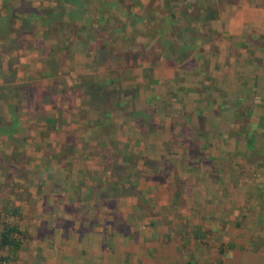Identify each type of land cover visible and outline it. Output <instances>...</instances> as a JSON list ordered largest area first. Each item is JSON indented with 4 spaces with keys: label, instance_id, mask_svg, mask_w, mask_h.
Masks as SVG:
<instances>
[{
    "label": "crops",
    "instance_id": "crops-1",
    "mask_svg": "<svg viewBox=\"0 0 264 264\" xmlns=\"http://www.w3.org/2000/svg\"><path fill=\"white\" fill-rule=\"evenodd\" d=\"M18 7L0 8L1 17L6 15L14 17L10 21L12 22L9 27L10 32L7 31L8 34H5V37L0 35V169L2 175L12 177L14 183L24 184L25 188L28 185V192L43 189L46 186L54 192L53 197H55L50 201L48 198L44 201L50 208L55 205L58 210L51 214H57L63 220L76 221L78 218H83L82 213L86 214L85 221L89 216L99 220L104 214L103 210L116 207L117 212L114 215L119 214L118 218H112L108 210L106 218L102 219L104 223L105 221L108 223L109 228L115 223V228L112 227V231H107L110 237L114 235L112 236L113 239L116 238L114 241L118 240V236L112 232L119 231L118 223L127 225L130 236L134 232L135 222L145 226L143 231L148 236L163 232L158 225L162 224L160 220L164 214L157 216V212L168 208L173 202L169 201L168 205L159 203L157 207L153 198L159 196L161 187L171 185L165 181L170 170L164 167L166 165L163 161L168 158L167 149L173 136H178L175 144L185 155L183 162L189 160L186 163L187 166L197 172L202 168L207 169L206 174L209 180L206 185L213 183L220 187L223 180V190H226V181L219 175L212 174V171L216 169L218 174L221 173L220 175L225 173V170L210 164L218 161V158L209 154L210 160L207 161V153V156L203 157L206 160L204 163L203 160L200 161L202 154L198 153L194 157L187 146L192 141H188L189 139L183 134L186 127L196 128L194 119L197 123L200 117L202 121L203 118L204 121H210L208 116L205 119L203 115L205 111H209L210 116H214L215 119L221 118L217 106L203 99L202 89L192 90L190 84L194 81L190 80L189 88L186 90L180 88L182 89L180 92L175 90L173 94L184 98L183 102L182 99L179 102L185 105V111L188 109V113L182 112V107H175L174 96L170 94L172 89L168 90L171 84L168 83L173 81L179 72L176 73L174 63L170 65L171 60L160 58L157 61L152 75L147 76L148 83L151 84L145 87L147 90L141 89L130 94H118L113 91L115 97L112 98V96L103 103L102 101L93 102L88 96L87 84L90 81L98 85H106L108 91L113 90L111 89L113 84L118 83L117 86L128 84V76H134V64H131L135 63L127 59L129 55L135 54L128 50L135 45L143 47L140 53L141 58L145 50L150 51L154 41L143 35L135 36L132 40L126 37L124 41L118 36L111 38L110 45L116 46L117 49L125 46L127 49L119 53L117 50L112 52L107 60L108 72L102 79L100 73L96 72V80L92 77L94 74L92 67L98 65L105 52L93 55L89 54L87 48L82 52L75 51L67 57L69 60L72 58L71 62L74 61V63L78 59L79 67L76 70L78 82L74 81L70 84L66 81L67 74L62 71L56 72L45 65V50L53 49V46L45 39L41 42L34 39L39 33V28L35 24L26 28L22 27L20 19L25 18L26 15L19 12ZM215 9L216 19L207 24V30L212 33L211 42L203 45L199 41L198 45L206 55L211 45L215 48V54L205 59L206 64L210 65V75L207 76L215 79L222 75L223 81L230 83V85L224 84L225 98L223 100L226 101L224 110L236 111L238 117L235 120L238 121L244 110L245 95L254 91L255 102H264V0H217ZM17 17L19 19H16ZM65 19L67 20L68 16ZM37 21L35 20L36 23ZM124 25L121 23L122 29L131 33L129 26ZM46 31L47 28L45 33ZM139 39L142 40L141 44L138 42ZM107 45L101 41V48L105 46L106 50L110 51ZM196 59H198L197 53H193L190 60L196 63ZM143 63L144 61L139 59V63L135 64L139 67ZM186 64L188 59L182 66ZM199 64L203 62L200 61ZM195 68L203 71V67L195 66L192 69ZM186 74L191 76L190 71ZM238 74L241 75L239 79ZM235 80L241 82L233 85L234 83L231 82ZM246 81L252 83L246 84ZM182 95L188 97L192 104H187V100ZM102 97L104 98V94ZM138 98L143 99L142 106H137ZM212 99L215 100V97L213 96ZM194 101L199 103V106L201 104L204 106L208 104V106L200 109L193 105ZM174 109H179L175 115L176 120L170 118L171 111ZM168 117L166 122L164 119ZM142 119L144 124L138 126L136 121ZM212 121H214L213 124H219L221 128L224 124L222 119ZM158 129L160 130L157 132ZM176 129H179L178 132ZM207 132L209 131H205L200 140L203 145L204 142H209L208 137H212V134L209 135L210 132L208 134ZM199 136L196 133L192 138H201ZM219 136H222L220 142H223L231 134L227 132ZM157 137L162 142L160 145L157 143ZM137 152L140 155L137 156ZM135 155L140 161L138 166L134 165ZM221 156L225 159L228 156V160L233 159L232 154ZM228 160L220 161L223 163H217V166H224ZM118 167L124 168L122 173L118 172ZM258 171L256 174L261 176V171ZM178 172L179 170H176L175 174L177 175ZM23 175H26V179H22ZM180 182L186 183L185 180H178L177 183L174 181V184L178 185ZM136 186L137 191L133 192ZM256 186V190H262L259 185ZM129 188L133 189V191L130 190V194H120L123 191L129 192ZM73 192H80L81 197L78 194L71 195ZM32 199L33 202H37L33 196ZM140 203L144 205V209L139 205ZM71 207L73 210L79 207V211L72 212ZM139 207L142 213L136 217L134 210ZM99 208L101 211L97 210ZM37 214V218H42L46 212L42 210ZM47 215L50 216L48 213ZM102 220L98 221L99 226ZM95 232L98 239L102 240L101 231L97 229ZM60 235L62 237V234ZM82 239L90 243L95 238L83 237ZM90 250L87 252L89 256H95V259L101 256L100 250ZM126 250L129 252L128 249ZM125 253L119 252L114 256L123 257ZM107 256L108 264H123V259H113L111 253ZM91 262L90 260L89 263Z\"/></svg>",
    "mask_w": 264,
    "mask_h": 264
},
{
    "label": "rangeland",
    "instance_id": "rangeland-1",
    "mask_svg": "<svg viewBox=\"0 0 264 264\" xmlns=\"http://www.w3.org/2000/svg\"><path fill=\"white\" fill-rule=\"evenodd\" d=\"M104 1L107 2V0ZM125 1V5L140 2L142 8H133L134 16L132 17L129 16L128 12H123L120 6L117 8L111 6V10H108V12L117 15V18L115 17L116 20L112 19L102 25L107 30L106 34H109L107 37H102V42L104 44L107 43V46L111 49L113 46L109 42L111 38L115 37L113 34L121 23L126 26L128 25L129 29L132 30L131 22L133 18L144 17L151 1H155L153 3H158V5L160 4V0ZM98 4L99 1L98 3H93L90 6L92 12L85 14L84 17H90V19L94 20L100 19L99 14L95 13V11L99 12ZM14 6H19L17 9L25 11H30L31 8L36 9V13L40 15L44 9L54 8L55 3L54 0H7L4 5V0H0V8H12ZM68 8L67 6L66 11L61 13L60 19L57 22H53L54 25L56 23H60L59 25L65 23V18L68 16ZM34 24L39 28V33L34 39H38V42L45 39V41H49L53 46V49L45 50V65L53 68L56 72L62 71L67 74L68 78L66 81L68 83L71 84L77 81L76 70L79 67L78 59L74 63V61L71 62L72 58L69 60L65 56L64 48L67 43L61 37L57 38L56 35H53L55 37L53 38V36L47 34V31L45 33L46 25H43L42 21H37ZM27 26L29 27L30 24L27 23ZM91 27L94 30L98 28L96 23L91 24ZM66 33V29L61 32L63 35ZM92 36H90V40L84 36V43H82L80 49L81 52L87 45L90 47L96 46V40L91 39ZM138 42L141 44L142 40L139 39ZM136 46L130 49L128 47V51H132L135 53L134 55L140 53V49L142 48ZM152 47L153 44L150 48V54L149 49L145 50L141 58H139L144 61L142 66L138 67L135 64L137 60L132 59L134 58L133 55L127 57L129 62H135L131 64H134V76H128V84L117 86V83L111 85V89L113 90H109L110 92L115 91L120 94H130L132 92L136 93L141 89L147 90L145 87L151 85L148 83L147 76L152 75L153 68L156 66L157 61L160 60L158 51H155ZM126 49L127 47L120 46L118 51H126ZM101 50L105 51L104 49ZM87 51L89 54H96L95 51L91 52L88 49ZM111 53L106 50L98 65H92V72L94 73L92 77L95 80L97 77L96 72L100 73L101 79L108 72L107 60ZM169 63L171 65L173 61ZM175 66L176 73H179L176 74L174 78L175 84L171 89L180 92L181 86L193 80L194 83H197L194 89L203 90V99L207 100V103L217 106L221 117L215 119L214 116H210L211 113L209 111H205L203 113L205 119L208 116L210 121L222 119L224 122L221 128L219 124H213L214 121H204L203 118V121L197 123L196 119H194L196 128L193 126L186 127L183 134L189 139L188 141H192L187 145L190 150L195 154H202L200 161L203 160L204 156H207V153V161L210 160L209 154L216 159L218 158V161L210 164L215 165L220 170H225V173L220 175V171V174H218V170L216 169L212 171V174H217L226 181V190H223V180L220 183V187L216 186L218 185L216 183V185H213V183L208 186L206 185L209 180V176L206 174L207 169L202 168L201 171L197 172L187 166L186 163L189 160L183 162L185 155L178 145L175 144V139L178 136H173L167 149L169 151L167 152L168 158L163 161L166 165L164 167L170 170L168 177H165L167 178L165 181L166 183L168 182V185H171L165 186L166 189L161 187L159 196L153 198L157 207L159 203H166L168 205L169 201L173 202L168 208L161 210L157 208L159 210L157 216L158 214H164L162 220H160L162 224L158 225L163 232L148 236L143 231L145 226L135 222L133 226L134 234L132 233V236H130L127 225L118 223L117 227L119 231L117 233L112 232L118 236V240L114 241L116 239H113L112 236L114 235L110 237L107 231H112L111 228L115 226V223L109 228L108 223L106 221L104 223L102 219L106 218L108 210H110L112 218H118L119 214L114 215L117 212L116 207L103 210L104 214H102V218H99V220H102L100 226L99 220L94 219L93 216H89L88 220L85 221L86 214L83 213L81 214L83 218H78L79 220H63L57 214H51V212L58 210L55 205H52L50 208L44 201L47 198L48 201L52 200L55 197H53L54 192L47 189L46 186L43 189H34L33 192H28V185L25 188L24 184L14 183L12 177L2 175L0 169V233H2L5 226H16L21 233V236H14L20 243L19 250L12 252L7 248H0V264H108V253L113 254V259H123V264H264V125L256 127V124L259 125L260 118L264 117V110H262L264 102H255L254 91L245 95L243 113H241L240 119L236 121L235 119L238 117L236 111L227 112L224 110V106L226 105L224 104L226 101L223 100L225 98L224 84L230 85V83H225L222 75H219L218 78L210 79L207 76L210 75V65L208 66V64L202 68L203 71H198L197 68L192 69V65L188 66V68H185L187 65L182 66L180 63L175 64ZM189 71L191 72V76H182L187 75L186 73H189ZM239 77L241 75L238 74V79ZM140 78L144 79L141 80ZM139 81L141 83H138ZM63 82L65 83V80ZM240 82L239 80H235L231 83L236 85ZM249 82L252 83L251 81H246V84ZM74 92L76 93L77 91ZM213 96L215 100L212 99ZM182 97H185L187 104H192V101L188 97L183 95ZM139 98L136 100V104L137 106H142L143 99ZM174 99V102H176L174 103L175 107H182L183 110L181 111L184 112L185 105L182 104L184 98L175 95ZM181 99L182 102H179ZM198 104L196 101L193 103V105L200 107V109L208 106V104L206 106L204 104L199 106ZM196 106L194 107L196 108ZM177 111L179 112V109L171 111V119H177L175 116ZM188 111L187 109L185 112L188 113ZM200 113L202 115V112ZM168 119L169 117L164 120L167 122ZM176 130L178 132L179 129ZM205 131H209L210 133L207 132V134H212V137H208V140L210 139L209 142H204L203 145L200 140H202V135L205 134ZM227 132L231 136L225 139V141L220 142L222 136L219 135ZM196 133L201 138L193 137V139L192 136ZM156 140L159 145L162 143L159 137ZM136 151H139V149ZM204 152L206 153L203 156ZM222 154H232L233 159L228 160V156L225 159L221 156ZM138 155L140 153L137 152ZM137 156L135 155L136 158H134L135 166H138V162L140 163ZM224 160H228L224 166H217V163H223L220 161ZM176 170H179L177 175L175 174ZM255 170H260L261 176H258ZM24 178L26 179V175L22 176V179ZM177 179L179 181L185 180L186 183L180 182L178 185H175L174 181L177 183ZM256 185H259L262 190H256ZM136 188L137 186L134 191L133 189H129V192L123 191L120 194H130L131 191H137ZM63 194L67 195L66 193ZM76 194L81 197L80 192H73L71 195ZM32 196L37 202H33ZM196 201L198 202L196 203ZM36 204L40 205L37 206ZM139 205L142 208L144 207L141 203ZM72 207V212L74 210L79 211V207H75L74 210ZM141 207L134 210V214L137 215L136 217L141 215ZM42 210L46 214L42 218H37V213ZM83 210L85 211V209ZM97 210L101 211L100 208ZM147 212H149V209H147ZM96 228L98 231H101L102 240L98 239L95 232ZM60 234H62V237ZM83 237H87V239L91 237L98 240L94 239L89 243V241L83 240ZM89 249H91L90 251L100 250L101 256L96 257L97 259L94 258L95 256H89L87 254ZM126 249L129 252H126ZM119 252H126L127 254L125 253L123 257L114 256L115 254H119ZM90 260L93 263H89ZM109 263H111L110 260Z\"/></svg>",
    "mask_w": 264,
    "mask_h": 264
},
{
    "label": "trees",
    "instance_id": "trees-1",
    "mask_svg": "<svg viewBox=\"0 0 264 264\" xmlns=\"http://www.w3.org/2000/svg\"><path fill=\"white\" fill-rule=\"evenodd\" d=\"M6 1L7 0H4V5ZM98 1L99 12L95 11V13L99 14L100 19L94 20L90 19V17H84L85 14H90L92 12L90 6L93 5V3H98ZM133 1L134 0H128V2ZM151 2L144 17H134L135 20L133 18V21L131 22V33L125 32L120 24L119 28L116 29L113 35L118 36L120 40L126 39V37H129V39L132 40L135 36L143 35L151 41H154L152 48L155 51H158L160 58L165 57L166 59L173 61L174 64L181 63L182 65L188 59V64H186L187 66L185 68H188L190 65H192V68L195 66L204 67L206 65L205 59L207 60L209 56L214 55L216 50L213 45H211L210 51L208 52V55H206V53L200 50L198 42L201 41L203 45L207 44V42H211L210 38L212 33L210 30H207V24L217 17L215 9L217 7V0H160L159 5L158 3H153L155 1ZM54 3V8L44 9L40 15L36 13V9L31 8L30 11L19 9V12L26 15L25 18L20 19V23L23 28H26L27 23L31 25L35 23V20L39 19V22L42 21L43 25H46L48 35H56L57 38L61 37L62 40L67 43L64 48L66 53L65 56L72 55L76 50L81 51L82 43H84V36L90 40V36L94 34L95 35L92 36L91 39L96 40V46L90 47L87 45V49L91 52L95 51V55L101 54V49L106 51L104 46V48H101V41L102 37H107L109 34H106L107 30H105L106 28L104 29V26L102 25L112 19L116 20L115 17L117 18V15L108 12V10H111V6H114L115 8L120 6V9L123 10V12H128L129 16L132 17L134 16L132 13L133 8H142L140 2L125 5V0H107V2L104 0H54ZM67 6L69 7L68 21L61 25H59L60 23L54 25L53 22H57L60 19L61 13L65 11ZM5 8L8 9L7 7ZM95 13L94 15H96ZM105 16L107 17L105 18ZM13 18L12 15L0 16V35H4L5 37V34L10 32L9 27L11 26L10 24H12L10 21ZM16 19H19V17ZM93 23H96L98 27L95 30L92 29V27L90 28V25ZM64 29L67 30L65 35L61 34ZM19 33L21 34V32ZM25 34L26 33L24 32V35ZM53 38L55 37L53 36ZM115 50H117V53L120 52L116 46L112 49L110 48V52H114ZM142 51L143 50L140 49V53ZM140 53L133 55V59L137 60L138 63ZM150 53L151 52L149 51V54ZM193 53H197L198 56L196 63L190 60ZM198 61H202L203 64H199ZM174 80L168 83L171 84L169 86L170 88L175 84ZM188 84L185 83L180 88L186 90V88H189ZM195 84L197 83L190 84L192 90H196L194 89L196 87ZM169 87L168 90L170 89ZM106 88V85H98L90 81V83L87 84L88 96H90L93 102H106L114 95V92H110ZM174 91V89L171 90L170 94L173 95ZM103 94L104 98L102 97ZM114 97L115 96L112 98ZM199 121H202V117L199 118ZM136 124L138 126L144 124V120L136 121ZM263 125L264 117H261L258 126L261 127ZM206 152L203 153V156ZM192 154L196 157L198 153L195 154L192 152ZM203 162H206L204 158ZM117 170L122 173L124 168L118 167ZM16 235L21 236V233L16 226H5L2 233H0V248H7L12 252L19 250L20 243L14 238Z\"/></svg>",
    "mask_w": 264,
    "mask_h": 264
}]
</instances>
